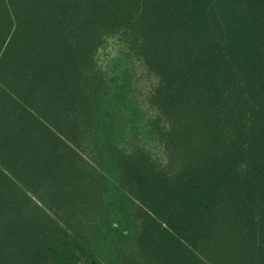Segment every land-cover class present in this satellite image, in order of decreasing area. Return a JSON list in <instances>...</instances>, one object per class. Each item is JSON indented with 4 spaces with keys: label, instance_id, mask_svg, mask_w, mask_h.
Segmentation results:
<instances>
[{
    "label": "trees",
    "instance_id": "16d2710c",
    "mask_svg": "<svg viewBox=\"0 0 264 264\" xmlns=\"http://www.w3.org/2000/svg\"><path fill=\"white\" fill-rule=\"evenodd\" d=\"M0 264H264V0H0Z\"/></svg>",
    "mask_w": 264,
    "mask_h": 264
},
{
    "label": "rangeland",
    "instance_id": "374dc122",
    "mask_svg": "<svg viewBox=\"0 0 264 264\" xmlns=\"http://www.w3.org/2000/svg\"><path fill=\"white\" fill-rule=\"evenodd\" d=\"M98 65L104 69H112L121 62V69L126 73L134 93V97L143 106L144 96L155 84V78L146 71L141 60L127 56L124 47L116 38H108L105 45L97 53ZM145 106V104H144Z\"/></svg>",
    "mask_w": 264,
    "mask_h": 264
}]
</instances>
